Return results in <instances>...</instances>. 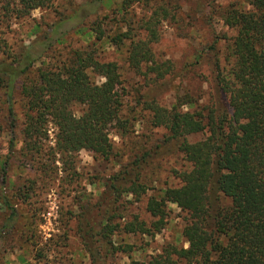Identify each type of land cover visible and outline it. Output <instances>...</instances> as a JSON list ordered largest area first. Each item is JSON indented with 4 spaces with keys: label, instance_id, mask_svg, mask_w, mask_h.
Masks as SVG:
<instances>
[{
    "label": "rangeland",
    "instance_id": "1",
    "mask_svg": "<svg viewBox=\"0 0 264 264\" xmlns=\"http://www.w3.org/2000/svg\"><path fill=\"white\" fill-rule=\"evenodd\" d=\"M228 4L250 8L248 0H51L22 17H16L11 8H0V57L3 52L18 54L45 42V34L60 21L59 29L68 32L44 55L47 62L58 64L71 51L95 41L87 31L93 22L102 21L108 35L122 33L130 24L135 27L154 6L162 5L169 14L161 19L160 37L152 49L157 60L172 63L170 73L158 78L145 68L128 67V40L122 46L110 38L96 44L98 59L115 62L119 73L115 94L121 106L118 121L108 127L111 151L105 157L87 149L62 155L55 148L57 129L52 122L35 147L27 145L21 130L25 119L21 94L16 91L11 100L13 132L9 130L10 102L1 96L0 167L5 160L7 165L5 174H0V264H92L87 250L96 246L103 216L116 225L112 243L128 244L131 250L113 255L101 248V264H127L128 257L146 262L167 242L187 246L181 234L187 213L173 203L166 204L162 224L151 234L125 233L122 228L136 219L152 229L157 217L146 208L148 199L179 186L180 172L189 168L167 130L151 123L147 102L166 108L181 103L183 110L194 111L223 99L217 74L231 66L227 55L233 31L223 24L218 9ZM82 16L86 17L79 26ZM90 75L97 84L104 81L100 75ZM71 110L79 115L83 106L74 104ZM203 137L197 133L187 138ZM124 167L128 174L125 180L119 179L120 186L127 188L131 180H138L144 191L113 193L112 177ZM2 196L14 208L12 219L8 214L13 209L3 204Z\"/></svg>",
    "mask_w": 264,
    "mask_h": 264
},
{
    "label": "trees",
    "instance_id": "2",
    "mask_svg": "<svg viewBox=\"0 0 264 264\" xmlns=\"http://www.w3.org/2000/svg\"><path fill=\"white\" fill-rule=\"evenodd\" d=\"M50 2L0 0V8H11L16 17H22ZM248 4L250 8L228 4L218 9L223 24L233 31L227 55L231 66L217 74L223 99L194 111L183 110L181 103L166 108L155 101L147 102L151 123L167 130L189 168L180 172L179 186L167 187L159 198L148 199L146 208L157 217L152 229L133 219L122 231L153 233L162 224L169 202L187 213L181 231L187 246L167 242L146 262L128 257L127 264H264V0H248ZM168 14L164 6H154L135 27L130 24L125 32L113 35L104 32L102 21L93 22L87 30L95 36L91 47L71 51L58 64L47 62L44 55L54 41L68 32L59 29L60 21L50 27L45 42L28 46L18 54L3 52L0 98L4 95L10 102V132L14 131L15 119L11 100L18 91L25 106L21 129L24 143L35 147L52 122L57 129L55 148L62 155L87 149L107 156L111 151L108 127L118 121L121 106L115 94L119 73L115 62L98 59L96 44L110 38L108 41L122 46L128 40V67L136 71L145 68L163 77L170 73L172 63L157 60L152 45L159 40V24ZM214 34L217 39L218 34ZM39 62L41 65L36 66ZM91 73L104 81L97 84ZM74 104L83 106L79 115L71 110ZM197 133L204 137L188 140L189 135ZM6 165L7 160L0 167L1 176ZM127 174L128 168L124 167L113 175V193L144 191L138 180H131L127 188L120 186L119 179L125 180ZM2 199L6 207L13 209L8 214L12 219L16 216L14 208L7 197ZM109 221L104 216L99 221L96 246L93 251L87 250L92 264H101V248L113 255L131 250L128 244L112 243L116 225Z\"/></svg>",
    "mask_w": 264,
    "mask_h": 264
},
{
    "label": "built area",
    "instance_id": "3",
    "mask_svg": "<svg viewBox=\"0 0 264 264\" xmlns=\"http://www.w3.org/2000/svg\"><path fill=\"white\" fill-rule=\"evenodd\" d=\"M48 215H49V213H48ZM47 218V217H46Z\"/></svg>",
    "mask_w": 264,
    "mask_h": 264
}]
</instances>
